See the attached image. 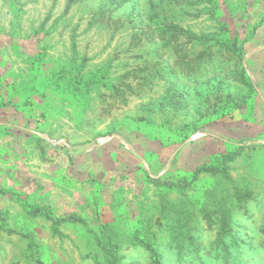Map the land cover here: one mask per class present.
Listing matches in <instances>:
<instances>
[{"label": "rangeland", "instance_id": "rangeland-1", "mask_svg": "<svg viewBox=\"0 0 264 264\" xmlns=\"http://www.w3.org/2000/svg\"><path fill=\"white\" fill-rule=\"evenodd\" d=\"M0 264H264V0H0Z\"/></svg>", "mask_w": 264, "mask_h": 264}, {"label": "trees", "instance_id": "trees-1", "mask_svg": "<svg viewBox=\"0 0 264 264\" xmlns=\"http://www.w3.org/2000/svg\"><path fill=\"white\" fill-rule=\"evenodd\" d=\"M47 215H49V214H47ZM56 219L57 220H60V219H62L61 217H56ZM230 259H227L225 262H228Z\"/></svg>", "mask_w": 264, "mask_h": 264}, {"label": "crops", "instance_id": "crops-1", "mask_svg": "<svg viewBox=\"0 0 264 264\" xmlns=\"http://www.w3.org/2000/svg\"><path fill=\"white\" fill-rule=\"evenodd\" d=\"M2 93V92H1ZM2 99V98H1Z\"/></svg>", "mask_w": 264, "mask_h": 264}]
</instances>
